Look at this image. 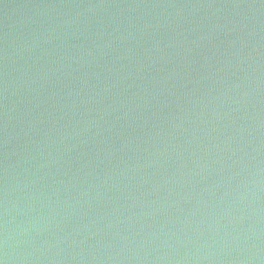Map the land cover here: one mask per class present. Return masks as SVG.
Returning a JSON list of instances; mask_svg holds the SVG:
<instances>
[{"label":"water","instance_id":"obj_1","mask_svg":"<svg viewBox=\"0 0 264 264\" xmlns=\"http://www.w3.org/2000/svg\"><path fill=\"white\" fill-rule=\"evenodd\" d=\"M0 264H264V0H0Z\"/></svg>","mask_w":264,"mask_h":264}]
</instances>
